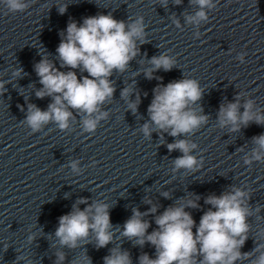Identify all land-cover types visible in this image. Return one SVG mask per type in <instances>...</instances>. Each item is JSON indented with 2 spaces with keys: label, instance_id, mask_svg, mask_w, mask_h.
I'll return each mask as SVG.
<instances>
[{
  "label": "clouds",
  "instance_id": "9594fccd",
  "mask_svg": "<svg viewBox=\"0 0 264 264\" xmlns=\"http://www.w3.org/2000/svg\"><path fill=\"white\" fill-rule=\"evenodd\" d=\"M3 2L11 12H22L28 6L24 0ZM194 2L200 10L194 16L187 17V20L198 23L207 18L204 9L211 6V0ZM65 10L64 7L60 8L61 14ZM144 36L143 18H137L126 25L124 21H118L111 15L100 14L85 18L80 26L75 21L69 23L66 36L57 48L63 62L62 67L82 68L88 75L78 78L75 71H60L48 59H42L35 65V71L43 85L36 96H50L53 102L48 105L47 110L30 105L27 124L33 131H38L42 125L54 121L60 129H66L72 117V112L69 111L71 108L87 114L88 118L83 120V126L85 130L93 131L98 120L106 113L95 118H92L93 114L99 112V106L114 93L109 76L113 70H125L129 61L138 53L136 40H143ZM152 63L157 69L162 67L166 71L174 66V61L165 55L153 57ZM146 75L151 79L150 72ZM2 88L3 83H0V89ZM127 93L128 89H125L122 95ZM200 98L201 90L195 80L181 79L168 83L154 91V99L148 108L151 122L161 130L171 129L169 134L173 137L192 133L207 121L206 116L197 115L189 108L190 103ZM239 107L238 102L221 107V126L231 124L235 131L240 124L247 125L250 121L264 124V116L251 112V101L244 105L243 114H239ZM130 108L135 111L136 104H131ZM142 131L145 136L150 135L149 124L146 123ZM254 142L259 151H254L253 156L260 160L261 153H264V135L254 137ZM195 147V144L186 140H177L168 145L170 151L179 149L183 153L174 161L175 169H194L197 159L190 152ZM72 167L75 169L76 165L73 164ZM244 196L245 192L239 188L220 196H209L205 202L215 211L209 209L202 215L195 234L192 231L195 221L185 211V207L196 208L198 205L195 201L188 200L179 206L167 208L156 218L158 230L147 236L146 230L150 225L142 220V214L138 210H134L132 217L124 224L123 235L137 238L141 245L145 243L146 236L147 242L155 246L156 258L151 259L145 254L140 257V264H196V256L203 257L200 264H234L249 255L240 251L249 231L248 209L242 206ZM151 211L155 212L156 209L152 208ZM111 227L108 205L94 203L84 210L74 206L71 213L61 216L55 235L62 245L75 247L77 241L87 238L91 231L96 234L97 247H104L112 239ZM59 259L63 260L64 257L61 255ZM104 264L132 262L128 252L113 250L111 255L104 258ZM256 264H264V253L259 255Z\"/></svg>",
  "mask_w": 264,
  "mask_h": 264
}]
</instances>
